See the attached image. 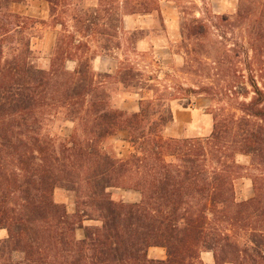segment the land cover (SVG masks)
Returning a JSON list of instances; mask_svg holds the SVG:
<instances>
[{"label":"trees","instance_id":"1","mask_svg":"<svg viewBox=\"0 0 264 264\" xmlns=\"http://www.w3.org/2000/svg\"><path fill=\"white\" fill-rule=\"evenodd\" d=\"M24 1L0 0V229L8 232L0 264H204L202 251L215 264H264V83L252 68L246 77L238 46L212 42L202 20L186 24L194 56L184 69L211 81L180 87V95L210 98L214 125L205 138L168 139L174 116L165 100L141 96L137 112L116 107L87 58L88 38L117 48L123 16L160 14V0H97L85 8L83 0H45L61 26L48 70L32 60L30 19L10 10ZM246 21L255 51L264 45V0L241 2L231 25ZM69 61L77 62L73 71ZM142 76L131 65L114 75L125 87ZM58 117L73 123L68 137L44 133ZM122 131L133 148L125 158L109 149ZM237 154L261 171L251 177V198L236 192L246 170ZM58 187L75 193L76 214L55 201ZM115 188L138 191L141 201L116 200ZM85 220L101 225L84 227ZM152 247L165 248L167 258H149Z\"/></svg>","mask_w":264,"mask_h":264},{"label":"rangeland","instance_id":"2","mask_svg":"<svg viewBox=\"0 0 264 264\" xmlns=\"http://www.w3.org/2000/svg\"><path fill=\"white\" fill-rule=\"evenodd\" d=\"M243 0H160L161 13L137 14L123 16L122 31L118 38V47L111 50L101 48L100 38L90 37L87 41L91 51L87 58L90 68L97 76L99 82H105L112 104L127 111H139L141 96L154 99L162 97L170 106L174 121L164 131L165 138H205L213 130L214 118L212 108L214 103L210 98L203 95H180V87H196L201 83H210L211 80L194 73L186 72L185 65L193 58L191 51L193 46L185 36V26L194 18L204 21L211 27V41L221 40L229 46L237 45L241 51L240 68L244 70L246 77L255 71V79L262 86L264 83V49L263 44L255 51L251 45L247 29V21L238 27H233L240 4ZM97 0H83L81 7L95 4ZM248 4L249 2L245 1ZM10 10L23 17L30 19L26 36L30 40L33 52V62L38 68L48 70L51 66V56L56 44L61 26L57 25L50 17L49 3L45 0H27L23 3H14ZM222 17H227L229 23L224 22ZM72 23L69 30L73 31ZM120 43V46H119ZM212 44V43H211ZM214 44L210 46L213 50ZM10 51H7L6 56ZM204 60L205 58L202 57ZM126 65L135 67L143 74L142 78L136 79L133 84L140 85L125 87L119 78L114 77L118 68ZM77 66L76 61L66 64L68 70L73 71ZM261 69L263 71L261 72ZM111 75V78H105ZM151 78L150 80H148ZM151 85L154 90H141L144 85ZM73 130V123L58 117L47 123L44 133L51 137H68ZM109 149L119 157L125 158L133 148L128 141V133L119 132L118 135L109 139ZM236 161L243 165L246 170L242 171L241 178L236 182V192L240 198L254 196L252 176L260 174V170L253 168L250 156L237 154ZM138 191L115 188L112 190L116 200L125 203H138L133 198ZM130 194V195H129ZM132 195V196H131ZM123 196L125 198H123ZM54 199L57 203L64 204L70 215L76 214L75 193L58 187L54 191ZM139 201V202H140ZM97 220H85L84 227L100 226ZM8 237L6 229H0V240ZM78 239L84 238V229L76 230ZM149 258L165 260L167 252L162 247H152L148 252ZM22 253H15V261L22 260ZM201 259L204 264H215L212 252L202 251ZM230 264V263H227Z\"/></svg>","mask_w":264,"mask_h":264},{"label":"crops","instance_id":"3","mask_svg":"<svg viewBox=\"0 0 264 264\" xmlns=\"http://www.w3.org/2000/svg\"><path fill=\"white\" fill-rule=\"evenodd\" d=\"M136 193H138V192H136ZM129 195H130V194H129ZM131 196H132V195H131ZM123 198H125V197L123 196ZM133 198L135 199L136 202H139V201H140V196H139V194H134Z\"/></svg>","mask_w":264,"mask_h":264}]
</instances>
